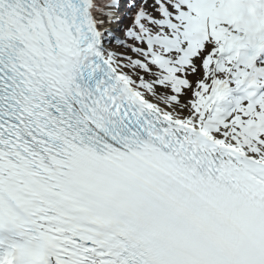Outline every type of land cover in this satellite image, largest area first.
Listing matches in <instances>:
<instances>
[{
    "label": "snow or ice",
    "instance_id": "obj_1",
    "mask_svg": "<svg viewBox=\"0 0 264 264\" xmlns=\"http://www.w3.org/2000/svg\"><path fill=\"white\" fill-rule=\"evenodd\" d=\"M0 264H264V0H0Z\"/></svg>",
    "mask_w": 264,
    "mask_h": 264
}]
</instances>
